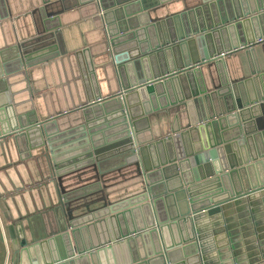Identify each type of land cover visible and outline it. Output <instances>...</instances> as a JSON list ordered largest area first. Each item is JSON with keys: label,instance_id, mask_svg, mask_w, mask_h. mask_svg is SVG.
Masks as SVG:
<instances>
[{"label": "water", "instance_id": "water-1", "mask_svg": "<svg viewBox=\"0 0 264 264\" xmlns=\"http://www.w3.org/2000/svg\"><path fill=\"white\" fill-rule=\"evenodd\" d=\"M41 1L13 17L0 0V29L12 28L0 39V145L12 138L22 160L45 149L55 178L137 165L141 189L113 203L105 194L103 206L72 217L67 204L103 191L98 180L62 193L34 227L0 196V262L264 264V0H200L160 20L150 13L187 0H89L106 78L92 47L71 54L84 100L54 115L36 105L70 53L52 0ZM59 1L64 11L82 6ZM241 53L249 76L229 62ZM72 114L81 123L61 130ZM162 114L169 133L156 137Z\"/></svg>", "mask_w": 264, "mask_h": 264}, {"label": "crops", "instance_id": "crops-1", "mask_svg": "<svg viewBox=\"0 0 264 264\" xmlns=\"http://www.w3.org/2000/svg\"><path fill=\"white\" fill-rule=\"evenodd\" d=\"M89 0H79L82 5L69 11H64L59 0H52L48 6L50 15H59L62 25V34L56 38L58 42L65 44V49L69 51V58H65L60 65L59 73L52 76V86L44 94V99H40V106L45 114H55L64 109H74L84 100V89L80 78L77 64L70 59V55L86 47H92L95 55L94 61L97 67V73L101 81L105 80L104 63L107 61L106 55H101L104 40L102 28H98L93 21V7L88 6ZM9 11L13 17L30 13L42 5L41 0H6ZM56 3V4H54ZM200 4V0H187L174 2L152 11L151 17L154 20H160L185 9L192 8ZM84 5V6H83ZM86 5V6H85ZM28 21H19L23 26ZM146 18H144V22ZM31 25V23L29 24ZM10 31L0 29V39L10 35ZM257 56L260 65L264 71V42L256 47ZM76 62V61H75ZM230 63L234 66H243L244 72L239 76H249V65L244 53L231 57ZM99 68V69H98ZM110 71V70H109ZM104 94H108L104 85ZM24 96H22L23 98ZM20 98V99H22ZM66 123L61 126V130H66L79 125L80 116L72 114L68 116ZM162 121L166 129L159 130ZM152 127L156 137H163L169 133L168 120L162 115L152 119ZM26 151L19 150L13 139H8L0 145V196L3 198L9 215L16 221H25L31 226L46 224L51 214L48 212L60 205L62 193L70 192L79 187L102 181L103 191L90 195L81 200L72 201L67 204V210H70L72 217H79L83 214L95 210L102 205L97 199L102 197V192L106 194L110 203L132 196L140 191L136 180L139 175L137 165L126 166L103 176L98 174L96 167L76 172L61 178H55L52 172V164L46 150H37L32 152V156L22 160ZM136 178V179H135ZM58 212H60L58 210ZM0 264H2L0 262Z\"/></svg>", "mask_w": 264, "mask_h": 264}, {"label": "trees", "instance_id": "trees-1", "mask_svg": "<svg viewBox=\"0 0 264 264\" xmlns=\"http://www.w3.org/2000/svg\"><path fill=\"white\" fill-rule=\"evenodd\" d=\"M136 176H137L138 178H137V179L135 178V179H136L137 181H140L141 179H140L139 175H136ZM104 196H105V193L102 192V197H100V199H101V198H104ZM100 199L98 198L97 200L99 201ZM104 202H105L104 200L101 201L102 205H104Z\"/></svg>", "mask_w": 264, "mask_h": 264}]
</instances>
